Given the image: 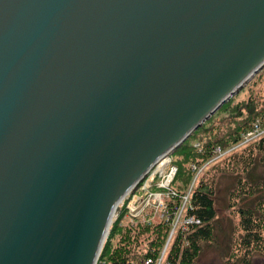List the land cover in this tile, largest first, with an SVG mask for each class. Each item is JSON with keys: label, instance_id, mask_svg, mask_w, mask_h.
Segmentation results:
<instances>
[{"label": "water", "instance_id": "95a60500", "mask_svg": "<svg viewBox=\"0 0 264 264\" xmlns=\"http://www.w3.org/2000/svg\"><path fill=\"white\" fill-rule=\"evenodd\" d=\"M264 67V0H0V264H96L120 201Z\"/></svg>", "mask_w": 264, "mask_h": 264}, {"label": "trees", "instance_id": "16d2710c", "mask_svg": "<svg viewBox=\"0 0 264 264\" xmlns=\"http://www.w3.org/2000/svg\"><path fill=\"white\" fill-rule=\"evenodd\" d=\"M257 105L256 99L251 98L243 106L233 107L231 113L236 118L233 116V119H230L225 124L226 130L223 133L215 134L210 131L209 137L205 141H200L190 135L174 150L173 153L176 160L174 159L173 165L176 167V173L169 184V191L172 194L169 201L164 203L167 214L168 216L172 214L174 216L176 210L181 207L180 201L189 192L188 200L183 207V218L193 217L198 219L199 223H190L184 230L179 228L176 231L165 252L167 264H191L198 255L200 242L208 240L212 235L213 221L216 217L213 181L210 182L203 174L197 177L193 184L192 181L196 170L206 163H211L216 158V147H219L224 152V155L229 154V158L223 160L227 166L232 162L235 168L241 167L242 171L245 170L246 179L237 181V185L230 194L232 199L242 201L245 197L255 194L258 190V185L263 187L264 177L256 181L254 177L251 179L250 173L259 165H262L264 170V134L239 145L243 140L244 134L253 127L255 121L258 120L261 129H264V104L259 109H257ZM200 129L207 132L203 124L196 130ZM193 140L196 141L193 142ZM180 156L182 159H180ZM184 164H192L196 168L193 170L188 167L189 170L187 171ZM141 185L142 181H140L138 186ZM130 195L123 200L119 207L118 215L112 223L106 241H104L105 243L99 256L101 261L105 258L107 262L112 264H144L147 258H158L166 243L172 226L165 219L160 220L158 224L149 219L148 223L142 225L141 229H139L138 224L132 228L133 226L128 223L123 224L121 222L127 212L126 205ZM254 199L255 205L253 207L251 205H242L238 209L240 226L244 231L240 244V248L244 250V256L241 259L242 264H249L245 259V252L251 246L259 244L261 233L264 231V200L260 197ZM125 226L128 229H125ZM150 228L151 230L153 229L152 231L150 230L153 235L146 243V249L141 252H133V246L137 245L138 241L135 235L133 237L132 231L139 233L141 230L142 233H146ZM117 235L119 237L115 247H113L111 241Z\"/></svg>", "mask_w": 264, "mask_h": 264}, {"label": "rangeland", "instance_id": "374dc122", "mask_svg": "<svg viewBox=\"0 0 264 264\" xmlns=\"http://www.w3.org/2000/svg\"><path fill=\"white\" fill-rule=\"evenodd\" d=\"M251 98H255L258 102L257 109H259L264 104V67L258 73H256L236 94H234L228 101H226V105H224V103L221 106V109L213 114L207 120V122L203 123V126L207 132H204L203 129H200L193 131L191 135H193V137L199 139L200 141H205L209 137L210 131L215 134L223 133V131L226 130L225 124L230 119H233V116L235 117V115H232L231 109L236 106H243V104L250 101ZM194 141L196 140H193V142ZM223 155L214 158L211 163H206L198 170H196L194 179L192 181L193 184L197 177H200L202 174L203 176L205 175V177H207L210 182L213 181L212 186L214 188V207L216 210V217L213 221L211 237L208 240H202L200 242V250L198 252V255L191 264H242L241 259L242 256H244V250L240 248V244L242 236L244 235V231L240 226V215L238 213V209H240L242 205H251V207H253L255 205V202L253 201L254 198L260 197L264 200V185L263 187H259L260 185H258V190L255 192V194L245 197L242 201H237L231 198V191L237 185V181L239 179L242 181L246 179L245 170L242 171L241 167L235 168V165H233L232 162H230L227 166L226 162H223V160L226 158L228 159L229 154H225L224 156ZM168 157L170 158V162H166V164H164L161 169L158 168L159 171L162 170L161 173H156L155 175H151V173H149L144 178V180L148 179L147 181L149 182H147V185L149 184V187L147 186V188L145 187L144 190H140L141 186H137L131 192L129 199L136 196V206L140 205V207H143L145 217L143 218L142 216H138L133 218L131 221V219L128 217L129 215H126L125 213L123 219L121 220L123 224L128 223L129 225L133 226L132 228H134V226L138 224L139 229L142 228V225L148 223L147 220H145L146 218H149L156 224H158L159 221L163 219L169 222L170 226H172L171 231L158 258L161 256L162 252L169 246L170 240L175 235L178 226L182 225L183 212H181V210H183V207L187 202H184L183 197V199L180 201V209H177L174 213V216L172 214L168 217V219L162 216L161 208L157 206L159 201L165 203L170 199V195L167 193L169 192L170 186H168V188H162L158 186L159 180L162 178L161 176L168 173L170 165H173L174 159L176 160L174 153L170 154ZM180 159H182L181 156ZM184 166L186 167L187 171L189 170L188 167H191L193 170H195L196 168L195 165V168H193L192 164H184ZM250 177L251 179L253 177L256 178V181L264 177V170L262 165L257 166L253 171H251ZM261 181L263 182V180ZM158 189H162V191H158ZM149 192L155 193L154 195H151L150 199L147 198L150 194ZM137 195L139 198L137 197ZM145 203L148 204L144 205ZM119 205L115 210L113 221L118 215L120 209ZM180 212L182 214L181 216L179 215ZM112 223L109 226V231L112 227ZM125 229H128V227L125 226ZM150 230L151 228L146 233H142L141 230H138L139 233L132 231L133 237L135 235V238L138 241V244L133 246V252H141L146 249V243L151 239L153 235L151 233L153 229L151 231ZM109 231L106 238L109 235ZM118 237V235L115 236L111 241V245L113 247H115ZM245 256V259L249 262V264H264V231L261 233L259 244L251 246V248L245 252ZM96 264L112 263L107 262L105 258H103V260L101 261L98 257Z\"/></svg>", "mask_w": 264, "mask_h": 264}, {"label": "built area", "instance_id": "2783aa9c", "mask_svg": "<svg viewBox=\"0 0 264 264\" xmlns=\"http://www.w3.org/2000/svg\"><path fill=\"white\" fill-rule=\"evenodd\" d=\"M264 134V129H261V127H260V125H259V122H258V120L257 121H255V123L253 124V127L248 131V132H246L245 134H244V137H243V140H242V142L239 144V145H241V144H245V143H247V142H249V141H251V140H254V139H256V138H258V137H260V136H262ZM238 146V145H237ZM215 152H216V157H218V156H220V155H223L224 154V152L219 148V147H216V149H215ZM169 156V155H168ZM168 156H164V158H165V161L167 162V163H169L170 162V158L168 157ZM166 162H164L165 164H166ZM158 163H159V160L155 163V165H153L150 169H149V171L147 172V174L146 175H148L149 173H151V175H155L156 173H161V171H159L158 170ZM192 167L193 168H195V166L194 165H192ZM175 172H176V167L175 166H173V165H170V168L168 169V173L167 174H163L161 177V179L159 180V183H158V186L159 187H162V188H168V186H169V184H170V182H171V180L173 179V177H174V175H175ZM161 175V174H160ZM146 177V176H145ZM144 177V178H145ZM144 178H143V180H144ZM148 180V179H147ZM147 180H144L143 182H142V185H141V187H140V190L141 189H145V187L147 188V186L149 185H147V182H149V181H147ZM150 181H152V180H150ZM146 183V184H145ZM145 185V186H144ZM149 187V186H148ZM135 189V188H134ZM133 189V190H134ZM158 191H162V189L161 190H159L158 189ZM155 192H157V191H155ZM150 194H149V196L147 197V198H151V195H154L155 193H152V192H149ZM169 195H171L170 194V191L169 192H167ZM131 194V193H130ZM130 194H127L126 196H124V198L125 197H127L128 195H130ZM159 194H161V193H159ZM188 194H189V192L187 193V195L186 196H184V202H186L187 201V197H188ZM136 197V196H135ZM133 198V200H132V198L131 199H129L128 200V202H127V205H126V209H127V212H126V215L128 214L129 216V218L131 219V221H132V219L133 218H135V217H138V216H142L143 218L145 217L144 216V210H143V207H140V205H138V206H136V198ZM137 197H138V195H137ZM139 198V197H138ZM141 198V197H140ZM123 200L124 199H122L120 202H121V204H122V202H123ZM149 202V201H148ZM120 204V203H119ZM121 204L119 205V207L121 206ZM148 203H145L144 205H147ZM157 206L158 207H160L161 208V211H162V216L163 217H165L166 219H168V215H167V211H166V207H165V205H164V203L163 202H161V201H159L158 202V204H157ZM118 207V206H117ZM181 212H183V210H181ZM181 212L179 213V215L181 216L182 214H181ZM145 220H147V222L149 221V218H146ZM190 223H195V224H198L199 223V220L198 219H195V218H193V217H186V218H182V225H179L178 226V229L179 228H181L182 230H184L185 228H186V226L188 225V224H190ZM177 229V230H178ZM176 230V231H177ZM165 252H166V250H164L163 252H162V254H161V256L159 257V258H156V259H150V258H147L146 260H145V262H144V264H167L166 263V261H165Z\"/></svg>", "mask_w": 264, "mask_h": 264}, {"label": "bare ground", "instance_id": "6f19581e", "mask_svg": "<svg viewBox=\"0 0 264 264\" xmlns=\"http://www.w3.org/2000/svg\"><path fill=\"white\" fill-rule=\"evenodd\" d=\"M164 162H166L165 161V158L164 157H162V158H160L159 159V163H158V168L159 169H161L162 168V166L165 164ZM132 188L126 193V194H130L131 192H132ZM113 214H115V212L113 213ZM114 216V215H113ZM113 216H112V219H113ZM111 224V221H110V223H109V225ZM108 234V233H107ZM106 239V238H105Z\"/></svg>", "mask_w": 264, "mask_h": 264}]
</instances>
